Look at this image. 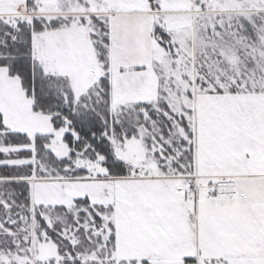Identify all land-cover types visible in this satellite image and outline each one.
Here are the masks:
<instances>
[{"label": "snow or ice", "instance_id": "snow-or-ice-1", "mask_svg": "<svg viewBox=\"0 0 264 264\" xmlns=\"http://www.w3.org/2000/svg\"><path fill=\"white\" fill-rule=\"evenodd\" d=\"M0 264H264V0H0Z\"/></svg>", "mask_w": 264, "mask_h": 264}]
</instances>
